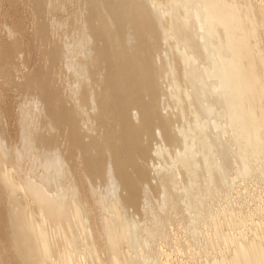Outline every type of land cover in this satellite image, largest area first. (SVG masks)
Wrapping results in <instances>:
<instances>
[{
	"label": "bare ground",
	"instance_id": "1",
	"mask_svg": "<svg viewBox=\"0 0 264 264\" xmlns=\"http://www.w3.org/2000/svg\"><path fill=\"white\" fill-rule=\"evenodd\" d=\"M4 1L0 264H264V0Z\"/></svg>",
	"mask_w": 264,
	"mask_h": 264
},
{
	"label": "rangeland",
	"instance_id": "2",
	"mask_svg": "<svg viewBox=\"0 0 264 264\" xmlns=\"http://www.w3.org/2000/svg\"><path fill=\"white\" fill-rule=\"evenodd\" d=\"M20 1L22 2V0H20ZM21 2H19L20 5H21V4L23 5V4H24L23 2H25V1H23L22 3H21ZM5 3H6V1H4V3H3V0H2V2H1V0H0V28L2 27V25L5 26V25H4V24H6L5 20H8V21H9V18L11 17V14H12V12H13V11H12L11 13L9 12L10 17H8V15H9L8 12H7V11H8V8H9V7H12V6H10L9 4H8V5H9V6H8V5H6ZM17 3H18V2H17ZM17 3H16V4H17ZM25 3H26V2H25ZM4 4H5V5H4ZM67 4H68V3H67ZM67 4H66V5H67ZM69 4H70V3H69ZM69 4H68V6L71 5V8H72V6H73V7L76 6L74 3H71L70 5H69ZM73 4H74V5H73ZM20 5L17 4V9L19 8L18 11H19V13H20V14H19L20 18H19V19H22V18H23L21 21L25 20L24 22H25L26 28H25V32H24V34H25V35H29V37L27 36V38H26V39H28V38H30V36H33V34H34L33 31H31L32 28L34 29V27H33L34 25L32 26V23H30V21H31V22H34L33 20H31V19H33V18H32L33 15L30 13V15H32V16H31V19H30V15L27 14L28 12L25 11V9L19 7ZM22 5H21V6H22ZM23 7H24V5H23ZM20 8H21V10H20ZM69 8H70V7H68L67 10H64L65 12H64V11H61V10H59L58 12H60V11L62 12L61 14L59 13L61 16H62V14H64V16H68V15H69L68 11H69V12H74V11H73L74 8H73V9H70V10H69ZM76 8L78 9V7H76ZM76 8H75V10L77 11ZM5 9H6V11H5ZM10 9L13 10L12 8H10ZM10 9H9V11H10ZM71 10H72V11H71ZM20 11H21V12H20ZM66 12H67V15L65 14ZM17 13H18V12H17ZM23 14H24L25 18H24V16H23ZM12 15L14 16V14H12ZM17 15H18V14H17ZM70 15H71V13H70ZM70 15H69V16H70ZM13 16H12V17H13ZM19 16H17V17H19ZM21 16H23V17H21ZM64 16H62V17H64ZM69 16H68V17H69ZM3 17H5V18H3ZM1 18H2V19H1ZM65 18H67V17H65ZM2 20H3V21H2ZM1 21H2V22H1ZM3 22H4V23H3ZM9 22H11V20H10ZM9 22H8V23H9ZM30 24H31V25H30ZM33 24H34V23H33ZM30 26H31V27H30ZM29 27H30V29H29ZM2 29L5 30V28H2ZM2 29H0V32H1ZM28 30H29V31H28ZM29 32H30V33H29ZM1 33H2V32H1ZM26 33H28V34H26ZM25 37H26V36H25ZM25 37H24V38H25ZM23 40H24V39H23ZM29 40H30V39H29ZM24 41H25V40H24ZM34 41H35V39H33L32 45H35V42H34ZM26 42L29 43V41L26 40L25 42H23L24 44H22V45H23V46L27 45ZM40 46H41V45H40ZM40 46H39V47H40ZM36 47H38V46H34V50L37 49ZM39 47H38V48H39ZM23 48H24V47H23ZM45 48H46V47H45ZM41 49L43 50V45L41 46V48H39V49L33 51L32 54H31V56H34V57H35L36 55H34L33 53H34V52L36 53V51H37L38 53H36V54H37L38 58H37V57H35V58L33 57V58H32L31 56H29V54H28V55L26 54V56L31 57L32 60L35 59V60L37 61L36 63H38V61L40 62V58H39V56L41 55V52H40ZM39 50H40V51H39ZM23 51H24V50H22V52H23ZM25 52H27V51H24V53H23L22 55H24ZM39 53H40V55H39ZM19 56L21 57V54H19ZM26 56H25V58H26L25 60H26V62H27V59H31V58H28V57H26ZM20 57L18 58V61H19V64H18V65L22 64L21 62H25L24 59H23L24 57H23V56H22V58H20ZM40 57H41V56H40ZM32 60H30V61H32ZM35 60H34V61H35ZM34 61L30 62L29 64H31V63L33 64V63H34V65H35L36 63H35ZM28 62H29V60H28ZM28 62H27V63H28ZM42 63H43V62L41 61V63H40L39 66H37V67H35L34 65L31 64V66H29V68L31 69V68L34 66L33 69H36V68H38V67H40V66L45 65V64H42ZM37 65H38V64H37ZM22 66H23V65H22ZM22 66H21V65L18 66L19 69H17V71H18V70H21V68H22V71H18L19 73H17L18 75L20 74V76H18V77H21L22 74H23V72H24L25 70H27L26 72H28V71L30 72V70L28 69V64H27V67H25V66L22 67ZM23 69H24V70H23ZM33 69H31V71H32ZM26 72H24V73H26ZM17 74H16V75H17ZM22 77H23V76H22ZM22 77H21V78H22ZM11 91H12V90L8 91L6 94H7V96H8L7 98H10V100H12L11 102L14 103V101L16 102V100H18L17 98H14V97L17 95V92H16V91L14 92V90H13V92H11ZM12 94L15 95L13 98L10 97ZM12 96H13V95H12ZM63 96H64V94H63ZM63 96H62V97H63ZM17 97H18V95H17ZM13 99H14V101H13ZM10 122H12V121H10ZM77 159L79 160L78 157H77ZM36 171H38V170H36ZM38 172H39V171H38ZM74 172H75V171H74Z\"/></svg>",
	"mask_w": 264,
	"mask_h": 264
},
{
	"label": "water",
	"instance_id": "3",
	"mask_svg": "<svg viewBox=\"0 0 264 264\" xmlns=\"http://www.w3.org/2000/svg\"><path fill=\"white\" fill-rule=\"evenodd\" d=\"M71 3H74V2H72V1H71ZM74 4H75V3H74ZM75 5H76V4H75ZM76 7H77V6H76ZM130 31H131V29H130ZM132 41H133V40H132ZM158 65H160V63H159V62H158Z\"/></svg>",
	"mask_w": 264,
	"mask_h": 264
}]
</instances>
